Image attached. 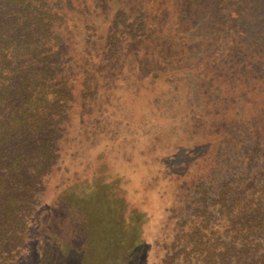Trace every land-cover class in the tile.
<instances>
[{
  "label": "trees",
  "instance_id": "16d2710c",
  "mask_svg": "<svg viewBox=\"0 0 264 264\" xmlns=\"http://www.w3.org/2000/svg\"><path fill=\"white\" fill-rule=\"evenodd\" d=\"M86 1L0 0V264H14L31 233L39 258L47 255L46 237L55 235L58 228L66 232L72 213L81 212L87 199L102 189L108 192L102 201L105 222L114 223V215L125 209L124 198L115 196L116 185L103 184L97 173L65 187L58 208L42 212L37 228L28 222L37 204L35 192L43 186V176L55 172L54 158L67 139L65 120L79 83L73 82L67 65L73 30L69 25L79 15L90 22ZM165 1V10L156 11L153 19L177 22L176 33L172 31L177 39L195 17L206 12L207 38L200 48L223 52L224 64L234 67L233 75L227 77L234 93L230 103L244 96V105L254 114L247 122L242 115L234 116L227 131L215 138L221 146L217 167L186 177L184 214L175 234L171 231L173 243L164 263L264 264V0ZM149 20L145 14L135 27L137 32L161 27ZM141 37L135 45L149 35ZM178 53L183 59L191 52L181 46ZM90 63L85 65L86 79L96 82ZM248 76L254 85L249 92L258 102L243 90L242 80L249 83ZM122 219L128 231L111 229L103 252L109 260L124 256L128 264H139L148 248L142 235L147 218L132 210ZM121 225L116 222L117 227ZM56 243L55 251L61 250L62 243ZM121 247L124 250H116Z\"/></svg>",
  "mask_w": 264,
  "mask_h": 264
},
{
  "label": "rangeland",
  "instance_id": "374dc122",
  "mask_svg": "<svg viewBox=\"0 0 264 264\" xmlns=\"http://www.w3.org/2000/svg\"><path fill=\"white\" fill-rule=\"evenodd\" d=\"M166 3L87 0L84 5L91 11L90 22L80 15L72 18L67 65L75 77L73 82L79 83L70 100V117L65 120L67 139L54 158L53 175L43 174V186L35 192L37 204L28 222L37 228L42 212L58 208L65 187L97 173L103 184L116 185L115 196L124 198L125 209L114 215V223L105 222L102 201L108 192L102 189L87 199L81 212L72 213L66 232L58 228L55 235L46 237L47 255L39 258L37 240L31 233L14 264H128L124 256L114 260L110 256L109 260L103 249L111 229L128 231L122 215L126 217L132 210L147 218L142 235L148 248L139 264H165L172 232L175 234L184 214L185 203L181 202L186 177L217 167L221 146L215 138L227 131L234 116L242 115L247 122L254 114L244 105V96L230 103L234 93L227 77L233 75L234 67L224 64L223 52L200 48L207 38L206 12L195 17L177 39V22L153 19L156 11L165 10ZM145 14L151 25L156 21L161 26L157 31L137 32L135 27ZM139 35L141 39L149 35L148 40L135 45ZM181 46L191 52L183 59L178 53ZM87 62H92L96 82L86 79ZM242 81L243 90L256 100L254 92H249L254 88L249 76V83ZM117 221L122 223L120 227ZM57 240L62 243L59 251H55ZM57 254L61 256L56 258Z\"/></svg>",
  "mask_w": 264,
  "mask_h": 264
}]
</instances>
